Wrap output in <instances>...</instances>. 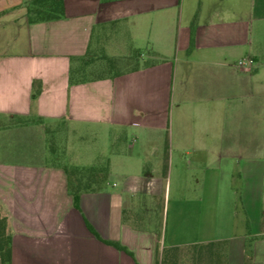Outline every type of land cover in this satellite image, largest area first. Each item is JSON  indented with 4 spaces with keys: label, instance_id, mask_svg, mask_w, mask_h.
I'll return each instance as SVG.
<instances>
[{
    "label": "crops",
    "instance_id": "crops-1",
    "mask_svg": "<svg viewBox=\"0 0 264 264\" xmlns=\"http://www.w3.org/2000/svg\"><path fill=\"white\" fill-rule=\"evenodd\" d=\"M25 1L0 0L11 264H153L163 248L207 242L225 264H264V0H63V17L34 23ZM105 48V60L135 57L139 67L84 76ZM246 56L253 66L240 71ZM60 123L106 137L131 129L152 155L86 165H106V181L76 208L62 164L47 161L48 131ZM178 162L198 172V216L219 219L167 242L157 216Z\"/></svg>",
    "mask_w": 264,
    "mask_h": 264
},
{
    "label": "rangeland",
    "instance_id": "rangeland-1",
    "mask_svg": "<svg viewBox=\"0 0 264 264\" xmlns=\"http://www.w3.org/2000/svg\"><path fill=\"white\" fill-rule=\"evenodd\" d=\"M147 49L149 51L150 47L148 46ZM147 49L144 46L141 48L142 51ZM99 51V55H95L97 58L87 64L88 67L84 71V76L101 75L114 70L113 67L105 63V58L109 57L112 51L106 48L99 49ZM125 66L119 67L125 68ZM114 132H112L115 134L114 137H106V135L98 133L96 129L89 126L79 130L72 125L60 123L48 131L50 147L55 156H48L47 161L86 166L100 164L102 160L107 162L110 159L111 163L117 167L121 160L123 161V155L132 157L138 154L152 155L151 141L136 139L133 130L126 129ZM130 146L133 147L130 148ZM136 149H139L137 150L138 153L134 152ZM132 157L126 159L125 162L132 161ZM184 157L186 160L190 159L188 155H184ZM147 163H143L141 167L143 170H146ZM178 163V167L172 169L173 174L169 181L167 210L166 206L161 207L157 216L158 224L161 221L162 231L165 233L167 242L196 238L200 233L198 229H201L200 227L204 223L216 225L219 219L218 216H203L202 214L198 216L196 209L198 201L195 197L198 172L184 162ZM128 170L134 172L133 168ZM113 180L116 182L118 179ZM186 250L187 247L180 249L179 257L182 264H186V258L183 256Z\"/></svg>",
    "mask_w": 264,
    "mask_h": 264
},
{
    "label": "trees",
    "instance_id": "trees-1",
    "mask_svg": "<svg viewBox=\"0 0 264 264\" xmlns=\"http://www.w3.org/2000/svg\"><path fill=\"white\" fill-rule=\"evenodd\" d=\"M63 0H26V20L28 23L47 21L63 17ZM105 63L113 67L114 72L119 71V66H125L126 70H135L139 67L135 57L124 59H106ZM117 65L118 68H117ZM146 63H142V66ZM38 93V86L33 83L31 97ZM49 156L54 157L50 142L48 141ZM55 161V160H54ZM57 162V161H55ZM62 164V169L66 177V190L71 195L74 207H78L79 194L82 192H94L100 190L106 181V165L76 166L66 163ZM165 167H163V170ZM87 228L101 241L113 246L118 250L129 253L127 249L116 241L101 239L93 229ZM218 244L214 242L195 243L187 246L184 252L186 264H225L221 258ZM180 248L166 247L161 250L159 257L155 256L153 264H182L180 263ZM0 264H11V234L8 228V221L5 213L0 207Z\"/></svg>",
    "mask_w": 264,
    "mask_h": 264
},
{
    "label": "built area",
    "instance_id": "built-area-1",
    "mask_svg": "<svg viewBox=\"0 0 264 264\" xmlns=\"http://www.w3.org/2000/svg\"><path fill=\"white\" fill-rule=\"evenodd\" d=\"M252 66H253V60L249 56L239 58L235 62V67L240 71H249Z\"/></svg>",
    "mask_w": 264,
    "mask_h": 264
}]
</instances>
